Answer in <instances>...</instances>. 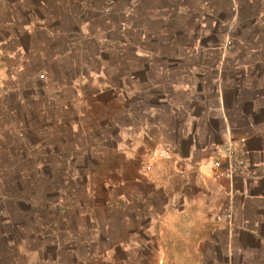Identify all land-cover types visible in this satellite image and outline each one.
Listing matches in <instances>:
<instances>
[{
  "label": "rangeland",
  "instance_id": "374dc122",
  "mask_svg": "<svg viewBox=\"0 0 264 264\" xmlns=\"http://www.w3.org/2000/svg\"><path fill=\"white\" fill-rule=\"evenodd\" d=\"M9 1L3 0L8 12ZM17 12L24 22L38 19L30 36L0 29V124L13 126L3 131L0 144V191L28 203L13 204L17 208L10 218L19 228L60 226L65 221L59 211L69 204L82 205L83 214L95 207L92 214L99 220L120 222L123 205L138 199L132 178L143 180L145 192L152 191L154 173L169 165L176 149L185 151L184 135L153 129L168 122L172 106L181 105L176 122L189 108L201 118L195 120L194 137L202 173L208 176V158L230 136L244 139L245 157L255 165L251 174L264 175V0H24ZM41 18L50 31L41 30ZM139 46L159 49V57L132 56ZM192 46L202 49L189 51ZM169 56L177 57L172 70L161 64ZM199 61L208 67L188 69ZM168 76L179 84L195 76L196 100L186 102L190 90L169 85ZM216 77L227 133L217 116ZM161 97L167 100H157ZM11 110L17 115L9 117ZM73 110L81 115L74 117ZM51 144L50 150L44 147ZM160 148L171 152L170 160L156 157ZM88 218L67 214L76 228L66 235L87 238L88 227L77 225ZM113 233L114 261L76 264H137L121 260V229ZM35 241L30 247H38ZM13 248L0 245V264H14ZM56 248L48 246L51 256ZM79 248L83 253L85 247ZM66 258L64 264H74L72 255ZM22 259L19 264H25Z\"/></svg>",
  "mask_w": 264,
  "mask_h": 264
},
{
  "label": "crops",
  "instance_id": "0c3cea01",
  "mask_svg": "<svg viewBox=\"0 0 264 264\" xmlns=\"http://www.w3.org/2000/svg\"><path fill=\"white\" fill-rule=\"evenodd\" d=\"M23 3L24 0H10L8 12L3 9L7 3L4 4L3 0H0V29H9L11 36L19 37L23 31H25L24 34L30 36L31 31L38 29L35 24L38 19L32 18L24 22L20 18L17 11L18 6ZM127 14L129 15L130 12L127 11ZM45 19L48 20L47 17ZM43 20L44 18L40 20L41 30L50 31L49 26L42 23ZM124 29V31L129 29V22ZM60 30L62 29L58 25L57 31ZM187 49L189 51L193 49L194 52V49L202 48L192 46ZM159 53V49L146 50L141 46L131 51L132 56L139 58H157ZM176 61L177 57L169 56L161 64L164 63L162 65L164 68L172 70L175 66L171 64H176ZM207 65L204 61H199L188 69H204ZM144 66L149 68L151 64L145 62ZM215 67L214 65L207 69L213 70L216 69ZM188 79L190 82L179 84L172 82L171 76L167 77L168 84L174 88L187 86L190 92L185 94L184 100L190 103L195 101L199 95L198 92L191 90L197 87L198 81L195 76H190ZM212 83L216 88L214 91L218 99L217 104H220L219 107L217 106V116L221 119L223 131L227 133L230 126L223 113L219 78H214ZM199 97L203 100L202 96ZM157 100L167 99L161 97ZM179 107L181 109V105L178 108L172 106L168 122H158L154 124L153 129L161 133L175 131L184 135L188 140L185 151L181 152L176 149L169 165L154 173L152 191L145 192L141 188L143 180L132 178L133 180L129 183L137 186L135 190L138 191V199L127 201L123 205L120 222L114 219L99 220L96 214L95 216L92 214V209L95 207H90L88 212L83 214L82 205L69 204L66 205L64 212L59 211L60 220L65 221L59 220L61 224L63 223L60 226L43 223L38 231H34L33 227L19 228V223L13 222L10 218L17 208L13 204L28 203L20 200L17 194H9L1 190L0 245L4 244L12 250L13 246L16 247L15 254L11 255V261L19 264V260L24 258L25 264H64V260L67 259L66 255L69 254L72 255L74 264L83 260L112 262L115 259V243L112 242L111 237L113 238V230L120 228L121 241L118 244L122 245L121 260L138 262L137 264L140 262L145 264L143 262L146 260L154 262L153 264H264V175L253 176L254 174H251V169L255 166L252 162L248 164L247 173L232 181H215L207 171L211 179L202 173L201 162L196 159L200 148L195 145L194 137L198 131L195 127V120L201 118L191 113V108H189L185 110L184 118L176 122L174 119L179 117ZM8 113L9 117L17 115L12 110ZM76 115L80 116L81 110H73V116ZM12 127L11 124L6 127L0 124V144L5 136L3 131L6 129L12 131ZM72 129L75 127L72 126ZM52 146V144L44 145L48 150ZM44 165H46V160L42 161L41 167L43 168ZM66 193L61 194L60 197L67 196ZM121 197L125 198V194L122 193ZM63 200L66 201L65 198ZM61 201L59 200V203ZM6 202L12 206H6ZM106 205L111 209V213L115 211L110 201L107 200ZM67 214L89 217L84 224L77 225L78 229L88 227L89 236L87 238L80 239L78 235L74 239L75 234L70 237L66 235L76 228L67 220ZM21 231H24L23 236H21ZM108 237L110 238L109 246L106 241ZM32 241L38 244L37 248L30 247ZM49 245L57 247V253L54 252L52 256L48 251ZM79 246L85 247L83 253Z\"/></svg>",
  "mask_w": 264,
  "mask_h": 264
},
{
  "label": "built area",
  "instance_id": "2783aa9c",
  "mask_svg": "<svg viewBox=\"0 0 264 264\" xmlns=\"http://www.w3.org/2000/svg\"><path fill=\"white\" fill-rule=\"evenodd\" d=\"M244 146L243 138L230 136L217 145L206 164L210 177L215 181H232L234 178L244 175L248 171V160L245 157ZM171 156V152L166 148H160L156 152V157L160 160L168 161ZM144 170H150V165L147 164Z\"/></svg>",
  "mask_w": 264,
  "mask_h": 264
}]
</instances>
